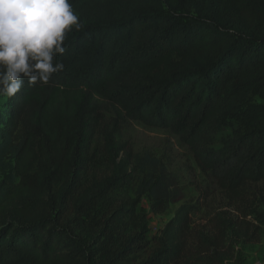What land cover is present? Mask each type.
<instances>
[{
    "label": "trees",
    "instance_id": "1",
    "mask_svg": "<svg viewBox=\"0 0 264 264\" xmlns=\"http://www.w3.org/2000/svg\"><path fill=\"white\" fill-rule=\"evenodd\" d=\"M70 2L82 28L64 69L0 111V264H245L237 247L262 240L264 188L213 231L183 204L150 239L143 197L160 214L181 195L122 133L176 136L231 198L264 183V0ZM239 117L244 132L216 148Z\"/></svg>",
    "mask_w": 264,
    "mask_h": 264
},
{
    "label": "rangeland",
    "instance_id": "2",
    "mask_svg": "<svg viewBox=\"0 0 264 264\" xmlns=\"http://www.w3.org/2000/svg\"><path fill=\"white\" fill-rule=\"evenodd\" d=\"M262 102L259 96L254 95L245 106ZM6 104L7 99L1 97L0 111L5 110ZM244 124L243 117L229 120L225 130L218 135L215 147L220 148L222 142L232 138L235 133L244 132ZM122 134L123 142L133 151L137 162L142 166L148 162H156L154 168L157 167L158 172L164 173L167 180L172 182L173 188L181 195L178 203L171 205L166 212L160 214L153 213L148 196L143 197L140 213L147 216L150 239H154L160 233L183 204L201 206V213L194 217L195 226L213 231L216 228L215 216L218 212L226 211L234 217H241L237 209L248 211V206L254 205L259 190L264 188V183L249 184L241 197L231 198L218 188L212 178L201 171L188 147L176 136L162 130L148 129L135 122L126 123ZM144 176L145 174H141L137 177L133 191ZM248 220H251V217ZM261 231L262 240L259 244L237 247L245 264H264V228Z\"/></svg>",
    "mask_w": 264,
    "mask_h": 264
},
{
    "label": "clouds",
    "instance_id": "3",
    "mask_svg": "<svg viewBox=\"0 0 264 264\" xmlns=\"http://www.w3.org/2000/svg\"><path fill=\"white\" fill-rule=\"evenodd\" d=\"M82 28L70 0H0V97L14 98L25 86L48 84L64 69L57 56Z\"/></svg>",
    "mask_w": 264,
    "mask_h": 264
}]
</instances>
